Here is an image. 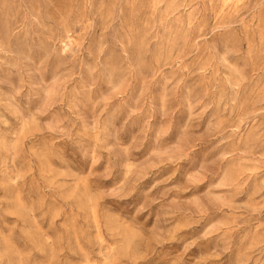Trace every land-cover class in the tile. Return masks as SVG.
Returning a JSON list of instances; mask_svg holds the SVG:
<instances>
[{"label":"rangeland","instance_id":"1","mask_svg":"<svg viewBox=\"0 0 264 264\" xmlns=\"http://www.w3.org/2000/svg\"><path fill=\"white\" fill-rule=\"evenodd\" d=\"M0 264H264V0H0Z\"/></svg>","mask_w":264,"mask_h":264}]
</instances>
